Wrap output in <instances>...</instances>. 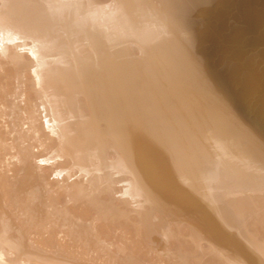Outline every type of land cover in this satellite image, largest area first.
Instances as JSON below:
<instances>
[{"label":"bare ground","instance_id":"6f19581e","mask_svg":"<svg viewBox=\"0 0 264 264\" xmlns=\"http://www.w3.org/2000/svg\"><path fill=\"white\" fill-rule=\"evenodd\" d=\"M3 61L0 264H264V0H0Z\"/></svg>","mask_w":264,"mask_h":264},{"label":"rangeland","instance_id":"374dc122","mask_svg":"<svg viewBox=\"0 0 264 264\" xmlns=\"http://www.w3.org/2000/svg\"><path fill=\"white\" fill-rule=\"evenodd\" d=\"M4 62V63H3ZM3 62H0V67H1V76H0V79H1V77H2V79H4V80H0V92L1 91H3V92H1L2 94L4 93L5 95H7V96H4V94L3 95H1L0 97V101L1 100H4V101H2L3 103L2 104H0V109L1 110H3L2 108H4V107H2V105L4 106H6V100L8 99H10L11 97H12V95L14 94V90H15V86H14V84H16V80H13L12 78H15L14 77V75L16 74L15 73V70H13L14 68H13V66H11L9 63H6L5 64V62L6 61H3ZM3 64V65H2ZM9 64V65H8ZM10 67L12 68V69H10ZM7 68V69H6ZM2 70L5 72H2ZM6 70V71H5ZM10 70H11V73H9L10 72ZM13 70V71H12ZM3 74V75H2ZM6 74V75H5ZM13 75V76H12ZM6 76V77H5ZM11 77V78H10ZM8 78H9V81H8ZM27 78V77H26ZM12 82H11V81ZM29 80V79H28ZM3 81H5V82H3ZM14 81V82H13ZM7 82V83H6ZM6 84V85H5ZM3 86V87H2ZM8 86V88H6ZM15 87V88H14ZM14 88V89H13ZM7 89H9V91L7 92L6 90ZM30 90V89H29ZM28 89L27 90H25V95L27 94V96H28V98L26 99V102H27V100L29 99V101L27 102V104H26V106H25V109H26V111L27 112H29L30 110H29V108L31 109L32 108V104L33 103H35V101H36V99H33V97H34V93L30 90L29 91ZM30 92V93H29ZM13 93V94H12ZM30 94H32V96L30 95ZM25 95H24V97H25ZM30 95V96H29ZM8 96H11V97H8ZM26 96V97H27ZM3 97H5V98H3ZM7 97V98H6ZM25 97V98H26ZM35 98V97H34ZM7 100V101H8ZM34 100V101H33ZM31 101H33V103L31 102ZM1 103V102H0ZM31 103V104H30ZM30 104V105H29ZM28 106V107H27ZM28 109H27V108ZM29 114V113H28ZM27 114V115H28ZM5 118V117H4ZM3 117H0V127H2L1 128V130L0 131H3L1 134H0V136H2L1 138H0V140H2V141H6V142H8L9 140V142H11L12 140L10 139L11 137H12V139L14 138L13 137V135H11V131L10 130H8L9 129V123L8 122H6L5 121V119H4ZM4 123V122H6V123H4V124H2V123ZM2 124V125H1ZM6 124V125H5ZM8 127V129H6V127ZM8 125V126H7ZM22 127H24V126H22ZM5 128V129H4ZM8 130V132H6V131ZM3 133L5 134V135H3ZM8 133V134H7ZM9 135L10 137H8L7 135ZM6 136V137H5ZM4 138V139H3ZM7 139H9V140H7ZM8 142V143H9ZM44 166H45V168H47L48 167V165H46V164H44ZM44 172H45V176H46V178L48 179V181L49 180H51L52 182H53V177L51 176L53 173L51 172V171H49L48 169H44ZM52 173V174H51ZM50 181V182H51ZM60 193H62L61 191L59 192V194ZM61 195V194H60ZM42 227H43V229H42ZM46 230V232H44V231H42V230ZM38 230H39V232L40 231H42V232H40L39 234L37 233L38 232ZM48 229H46L44 226H40V228H38L37 229V231H36V234H37V236L35 235L34 237V239L36 240V239H38V240H36V241H38L40 244H42V245H49L50 246V242L51 241H53L52 240V238H51V235L52 234H50V236H49V230L47 231ZM107 236V235H106ZM49 237H50V239H49ZM121 238H118V237H113V236H110V234L106 237V240H105V238H104V240L105 241H108V242H111V243H113V244H116V242H124V244L126 245V247L131 251V253H133L134 255H135V257H137V258H139V260H140V264H150L151 263V260H152V258H151V255H150V251L148 250V249H145V248H142V244L141 243H139L138 242V240L135 238V237H133V236H131V235H125L121 240H120ZM104 240H102V241H104ZM53 243V242H52ZM86 255V254H85ZM87 259H93L97 264H100L101 263V261H104V253H102V252H99V251H97V252H90V253H88V256L86 257ZM99 262V263H98ZM108 264H110V263H108ZM156 264H165V263H163V261H161V262H159V261H156Z\"/></svg>","mask_w":264,"mask_h":264}]
</instances>
